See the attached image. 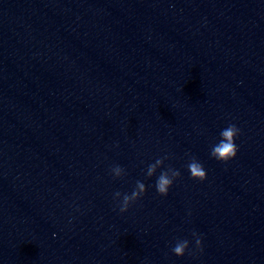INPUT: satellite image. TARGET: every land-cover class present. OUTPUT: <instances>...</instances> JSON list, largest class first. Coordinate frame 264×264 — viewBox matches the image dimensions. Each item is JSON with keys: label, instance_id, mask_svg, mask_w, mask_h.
<instances>
[{"label": "water", "instance_id": "95a60500", "mask_svg": "<svg viewBox=\"0 0 264 264\" xmlns=\"http://www.w3.org/2000/svg\"><path fill=\"white\" fill-rule=\"evenodd\" d=\"M0 264H264V0H0Z\"/></svg>", "mask_w": 264, "mask_h": 264}, {"label": "clouds", "instance_id": "9594fccd", "mask_svg": "<svg viewBox=\"0 0 264 264\" xmlns=\"http://www.w3.org/2000/svg\"><path fill=\"white\" fill-rule=\"evenodd\" d=\"M240 132L241 129L235 123L230 122L225 127H222L219 130L217 140L210 146L209 155L217 161L222 162L235 158L238 151L236 140ZM169 159V154L165 153V155L157 157L153 162L148 163L146 169L143 170L146 179L155 177L154 183L151 186L161 196H167L176 179L181 176L178 168L174 167L171 163L165 164V161ZM185 167L191 178L201 181L207 178V171L203 163L195 155L188 157ZM109 173L113 179H122L128 174L126 168L119 163L111 165ZM147 188L148 185L143 180L137 179L131 191L122 192L117 190L113 192L112 200L114 208L118 209L120 213L127 212L133 204L144 196ZM192 237L194 238L196 248L202 251L201 234L193 231ZM189 246L190 241L188 239H176L171 251L176 256H183L186 250L189 249Z\"/></svg>", "mask_w": 264, "mask_h": 264}]
</instances>
